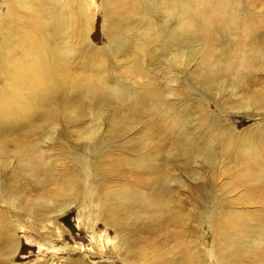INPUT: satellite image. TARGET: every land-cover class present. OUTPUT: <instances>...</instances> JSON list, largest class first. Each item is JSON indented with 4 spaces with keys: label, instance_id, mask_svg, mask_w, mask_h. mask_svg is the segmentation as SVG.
<instances>
[{
    "label": "rangeland",
    "instance_id": "obj_1",
    "mask_svg": "<svg viewBox=\"0 0 264 264\" xmlns=\"http://www.w3.org/2000/svg\"><path fill=\"white\" fill-rule=\"evenodd\" d=\"M216 1L222 3L223 9L212 10L202 20L196 19L198 31L204 30V20L218 24L216 31L223 38L213 43L215 59L224 66L232 57L241 58L245 52L251 56L249 59L257 57L244 84L235 87L237 90L233 71L223 72L216 83L210 84L198 74L208 70L201 61L203 43L198 41L176 49L183 52L195 46L200 52L190 61L177 64V69H172V55L165 51L162 54L160 51L157 62H150L151 56L142 53L145 44L142 33L151 32L139 33L151 12L147 3L146 12L132 11V17L116 10L120 18H126L121 19L125 33L120 31V36L110 39L107 32L112 26L105 17L103 0H87L94 18L89 37L93 47L101 50L96 65L104 67L111 79L109 87L99 91L106 94L114 87L118 92L109 93L108 97L123 96L134 106L126 115L127 124L113 133L112 119L119 118L118 112L111 105L101 109L91 102L84 92L90 83L76 78L85 72L70 73L75 68L71 67L67 74L73 76L69 81L76 87L55 112L64 116L75 113L65 110L84 106L85 117L81 121L72 123L62 119L57 123L44 117L36 130L39 132L32 136H21L23 127H11L6 133L0 128V216L7 212L10 222V230L0 234V264H48L50 260H55L52 264H108L101 261L99 251L92 245V234L80 223L76 204L65 215H52L40 224L3 198L11 194L21 203L33 202L42 191L57 188L67 177H78L81 168H87L94 185L102 189L127 191L136 197L151 195L154 199L162 195L163 189L170 191L165 194L169 199L167 204L151 202L150 209L134 207L131 211L134 218L128 220L121 234L110 223L98 221L99 248L112 260L111 264L142 260L147 264H199L192 260L193 251L201 256V261H206L215 231L220 234L225 231L234 238L237 220L246 227L253 223L255 229L264 231V0ZM127 5H135L134 0L127 1ZM151 15L156 21L160 13L151 12ZM165 21L164 15L158 19L159 23ZM127 27L131 28L129 33ZM117 39L122 40V50L119 45L112 49L113 53L103 50L111 41L118 42ZM145 83L155 86L170 103L176 112L174 119L168 117L172 112L168 106L158 107L159 115L156 108L139 106L141 97L136 95V90ZM101 110L104 112L97 118ZM152 121L162 124L154 126ZM91 132L94 134L89 138ZM51 133L54 139L49 141L47 137ZM188 140L191 147H186ZM21 142L33 143L43 152V168L35 176H30V172L19 173L20 158L15 151ZM208 143L216 150L213 162L202 156L198 146ZM182 151L185 156L181 155ZM145 160L151 169L142 168ZM158 165L160 169H156ZM47 170L53 179L61 176L60 181L39 184ZM153 190L155 194H151ZM227 218L231 224L220 227ZM56 224V235L50 236V227ZM14 239L20 244L12 256L4 245ZM55 239L60 240L55 241L58 252L48 245ZM78 249L83 254H78ZM92 252L95 254L84 256ZM233 264H264V251L253 258L234 259Z\"/></svg>",
    "mask_w": 264,
    "mask_h": 264
},
{
    "label": "bare ground",
    "instance_id": "obj_2",
    "mask_svg": "<svg viewBox=\"0 0 264 264\" xmlns=\"http://www.w3.org/2000/svg\"><path fill=\"white\" fill-rule=\"evenodd\" d=\"M127 1L129 0H103L105 17L112 26L107 32L110 39H113V36H120V31L125 33L124 29H121V24L126 18H120L116 10L118 13L128 14L127 17H132V11L146 12L144 4L147 3L146 6L152 13H160L158 19L162 18V15L166 16L165 23H159L158 19L152 20L153 15L149 12L144 19V27L139 31V33L151 32L142 33L145 41L142 53L145 52L146 55L151 56L150 62H157L160 51L161 54L165 51L166 54L172 55L173 60L170 61L172 69H177V64L190 61L195 56H199L200 52L195 46L183 52H178L176 49L190 43L195 45L198 41L200 44L203 43L201 61L208 67V70L198 74L205 82L216 83L220 74L233 71L234 85H236L234 89L237 90L244 84L249 74L248 70L254 66L256 55L249 59L251 56L248 57V52H245L241 58L232 57L228 64L221 66V61L215 59L217 53L213 46L214 42L223 38L216 31L218 24L204 20V30L199 28L198 31L196 27L198 17L202 20L212 10L223 9L220 6L222 3L216 0H166L167 5H165V0L164 3L161 0H154V3L150 0H134L135 5L129 6ZM91 11L87 0H0V81L2 82L0 84V121L3 122L0 128L4 133L11 127H23L21 136L37 134L39 131L36 130L40 128L41 119L44 117L57 123L62 119L72 123L81 121L85 117L84 106L78 110L77 108L67 109L65 112L74 111L75 113H67L64 116L62 112H55L67 94L76 87L69 81V78L73 76L67 74L71 67L75 68L70 73L85 72V75L76 76V78L78 81L90 83V87L84 92L91 98V102H96L95 104L101 109L111 105L113 111L118 112L119 118L112 119L113 133L127 124L128 112L134 105L120 95L108 97L109 93L118 92L114 87H111V91L106 94L99 91L108 88L111 79H108L106 74L108 71L104 67L96 65V61L101 56V50L93 47L89 37L94 20ZM130 30L131 28L127 27L128 33ZM118 45L121 50L124 48L122 40H118V42L111 41L110 45L103 50H110L113 53L112 49L117 48ZM152 45L155 47L153 48ZM17 52L20 54L15 57L14 54ZM123 55L120 57H125ZM211 61L214 63L211 64ZM136 95L141 97L139 106H145L148 109L156 108L158 115V107H170V103L162 98L160 91L149 83H145L143 87L136 90ZM64 103L69 104L67 101ZM170 109L172 112L170 111L168 117L174 119L176 112L171 107ZM103 112L104 110H101L97 118H100ZM152 122L154 126L162 124L161 121ZM93 132L88 134L89 138L93 137ZM47 139L52 141L54 134L51 133ZM14 140L17 141L18 138ZM183 145L185 146V143ZM198 146L202 149V156L213 162L215 148L209 146V143L207 146ZM186 147H191L189 140L186 142ZM189 151L187 148V153ZM15 152L20 158L19 173L30 172V176H33L43 168V152L39 146L21 142L17 143ZM181 153L185 156V151ZM145 162L142 168L151 169L149 163L146 160ZM160 168V165L156 167V169ZM81 171L82 174L76 176L77 178L67 177L57 188H52L45 193L42 191L38 199L33 202L21 203L19 198L15 200L13 196H10L11 194L4 195L3 198L7 203L18 205L19 211L34 217L40 224L51 219L52 215H65L67 210L76 204L78 219L92 234V245L99 251L101 261L111 264L112 260L99 248L100 239L96 229L98 221L102 220L104 224L110 223L121 234L122 230L127 228L128 220L134 218L131 212L134 207L140 205L142 208L150 209L153 208L149 205L151 202L157 205L167 204L169 199L165 194L170 191L163 189L162 195H157V199L152 198L151 195L136 197L127 191L102 189L98 184L94 185L92 174L87 173V168H81ZM52 177L51 171L47 170L39 184L51 180L58 182L61 176L54 179ZM154 191L151 194H155ZM129 212L131 214L128 215ZM6 213L0 216L1 235L10 230ZM227 224H231L228 218L219 226L224 227ZM235 225L238 230L234 238L226 235L225 231L223 234H220L218 230L215 231V239H210L209 242L206 261H201V256L196 251H193L195 255L192 260L199 264H233L234 259L253 258L264 251V231L255 229L253 223L246 227L241 220H237ZM16 226H18L17 223L13 226L15 231ZM211 226L213 225L210 224ZM57 227V224L53 228L50 227L51 231L48 234L55 236ZM250 236L255 238L247 239ZM68 237L71 238V236ZM122 238L125 241L127 239L124 235ZM15 239L9 240L4 245V249L12 256L19 250L20 243ZM55 241L60 240L55 239L48 245L58 252ZM78 250V254H83L82 250ZM94 254L95 252L84 253V256L89 257ZM54 261L50 260L48 264ZM133 264L147 263L142 260Z\"/></svg>",
    "mask_w": 264,
    "mask_h": 264
}]
</instances>
